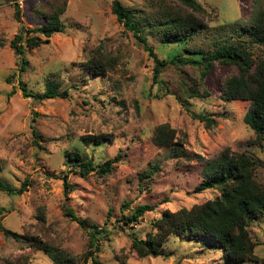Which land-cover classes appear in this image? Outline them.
Segmentation results:
<instances>
[{"label": "rangeland", "instance_id": "obj_1", "mask_svg": "<svg viewBox=\"0 0 264 264\" xmlns=\"http://www.w3.org/2000/svg\"><path fill=\"white\" fill-rule=\"evenodd\" d=\"M118 1L160 59L200 60L196 55L200 50L213 52L218 45L238 42L250 47L253 60L264 59V46H250L246 34L253 11L263 8L264 0H195L203 8L198 14L178 0ZM112 3L0 0V180L15 191L28 182L20 195L0 191V225L18 235L14 240L0 231V264H65L68 258L75 264H91L90 259L84 263L91 226L105 229L97 238L100 264H226L221 250L209 240L171 236L163 246L166 259H139L131 241L134 236L144 238L162 213L190 210L216 197L215 190H194L206 161L223 152H246L258 160L255 180L264 186V148L244 123L250 103L221 98L223 81L237 69L214 62L200 81L199 66L169 64L154 82L152 58L117 22ZM15 4L20 22L15 19ZM54 10H62L63 32L16 56L9 43L20 27L37 30ZM171 10L192 14L204 27L189 45L162 42L159 25ZM187 47L195 52L188 53ZM91 60L105 68L111 64L104 74H91L85 67ZM50 85L67 96L36 100L20 90L38 96ZM192 86L198 97L188 96ZM199 116L214 124L208 127ZM160 125L175 131L174 143L184 152L182 157L172 152L174 145H154ZM82 137L102 142L85 146ZM66 152H77L79 163L93 165L120 159L108 176L80 177L71 170ZM147 170L152 176L142 181ZM65 176L70 188L66 193ZM139 205L154 210L133 229L124 227L120 217ZM65 206L85 224L69 218ZM248 232L258 261L244 264H264V218L250 223ZM26 239L42 242L55 253L38 250Z\"/></svg>", "mask_w": 264, "mask_h": 264}, {"label": "trees", "instance_id": "obj_2", "mask_svg": "<svg viewBox=\"0 0 264 264\" xmlns=\"http://www.w3.org/2000/svg\"><path fill=\"white\" fill-rule=\"evenodd\" d=\"M178 2L187 10L193 13H200L203 8L195 0H178ZM112 14L116 17L118 23L132 33L133 37L142 44L145 51L152 58L153 81L156 82L161 70L167 65H192L201 68L200 81L209 71L214 62L227 66H235L236 75H232L223 81L221 87V98L225 102L247 101L250 107L244 117V123L254 132L260 145L264 148V59L253 60L250 47L244 42L235 44L218 45L213 52L200 50L196 55H200V60H184L176 57L169 61L160 59L147 46V41L141 36L138 25L134 22L132 16L124 10L118 0H113ZM61 11L54 10L46 15L44 24L37 30H28L20 27L17 35L10 41L9 47L13 53L23 55V50H33L43 44L48 43L53 34L62 33L64 26L60 20ZM15 19L20 22V12L18 5L15 4ZM250 29L246 30L250 46H264V7L253 11L250 18ZM203 26L198 19L189 13H181L171 10L167 17L160 23L159 29L162 33V42L177 44L184 43L189 45L194 35L203 30ZM40 35V36H39ZM188 53L195 51L188 50ZM111 64L108 62L106 68ZM86 69L91 74H104L106 68L98 60H91ZM25 97H34L36 100L53 99L56 97L64 98L67 92L59 93L57 87L50 85L46 87L43 94L32 96L24 88L20 89ZM190 98L198 97L197 89L193 86L188 89ZM205 97V96H201ZM177 100L185 106L180 97ZM198 120L204 122L208 127L214 124V121L207 117H198ZM33 135L36 133L33 130ZM152 141L158 148L174 145L172 152L182 157L184 152L177 147L175 141V131L168 125H160L156 128ZM81 142L85 146L90 144L98 145L102 142L101 138L82 137ZM66 158L71 161L73 173H78L80 177H86L90 173H95L99 177H105L113 173V165L119 161V157L109 159L100 165H93L91 161L80 162V155L77 152H66ZM198 161H203L196 157ZM78 163V164H74ZM260 162L246 152L227 154L221 153L220 157L206 161L203 166L202 179L196 186L194 192L200 193L207 190H215L218 195L205 203L191 208L190 210L181 209L176 213L164 212L158 220H155L152 230L145 234L144 238L134 236L131 241V247L139 259L146 257L167 258L164 252V243L171 236H186L188 240L204 241L209 240L215 247L222 252V258L226 264H244L247 262H257L254 254L256 243L249 235L248 227L250 223L264 218V186L259 185L255 180V171L260 166ZM78 169V170H77ZM157 169V166L153 168ZM152 171V170H151ZM147 170L141 174V180L152 176V172ZM28 182L20 186L18 191L11 189L0 180V191L8 195H20L26 191ZM64 192L68 191L69 184L66 176L63 178ZM65 213L73 221H77L80 226L85 223L79 221L73 211L66 206L63 208ZM154 210L153 206L139 205L133 209L128 216H121L119 222L129 229L148 212ZM43 222V220H41ZM90 242L88 250L84 255V263L90 259L91 264H100L96 259V253L99 252V235L105 231L99 230L96 226H91ZM0 231L14 240L18 235L5 230L0 225ZM31 246L37 247L49 255L55 253L53 249L42 242H36L32 239H26ZM65 264H75L73 259L68 258Z\"/></svg>", "mask_w": 264, "mask_h": 264}]
</instances>
